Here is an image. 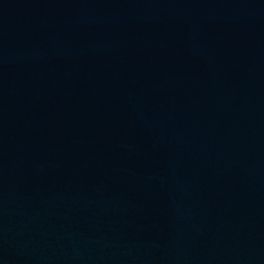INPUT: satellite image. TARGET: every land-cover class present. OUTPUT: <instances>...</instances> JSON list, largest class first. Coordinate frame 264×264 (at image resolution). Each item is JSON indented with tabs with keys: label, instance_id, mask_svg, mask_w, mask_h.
<instances>
[{
	"label": "water",
	"instance_id": "obj_1",
	"mask_svg": "<svg viewBox=\"0 0 264 264\" xmlns=\"http://www.w3.org/2000/svg\"><path fill=\"white\" fill-rule=\"evenodd\" d=\"M0 264H264V0H0Z\"/></svg>",
	"mask_w": 264,
	"mask_h": 264
}]
</instances>
